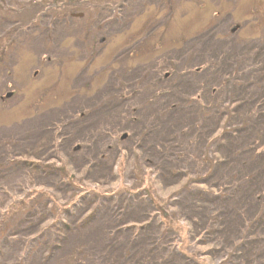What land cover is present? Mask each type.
I'll use <instances>...</instances> for the list:
<instances>
[{
    "label": "rangeland",
    "instance_id": "374dc122",
    "mask_svg": "<svg viewBox=\"0 0 264 264\" xmlns=\"http://www.w3.org/2000/svg\"><path fill=\"white\" fill-rule=\"evenodd\" d=\"M0 2V264H264V0Z\"/></svg>",
    "mask_w": 264,
    "mask_h": 264
},
{
    "label": "trees",
    "instance_id": "16d2710c",
    "mask_svg": "<svg viewBox=\"0 0 264 264\" xmlns=\"http://www.w3.org/2000/svg\"><path fill=\"white\" fill-rule=\"evenodd\" d=\"M0 7H4V6H2L1 5V2H0ZM5 50H4V45L2 44V43H0V64L2 63V62H4L5 61ZM9 95V93H7L6 94V96H8ZM5 97L4 96H2V98L1 99H4ZM229 137H231L232 139L234 138L233 136H229ZM262 147H264V145L262 146ZM259 149H262V148H259ZM258 149V151H257V153L256 152H254L255 154H259V153H261L260 151L261 150H259ZM242 152H245V153H248V150L247 149H243L242 150ZM251 152H253V150L252 151H250V153ZM206 155V154H205ZM253 155V154H252ZM262 155V154H261ZM257 156H260V154L259 155H257ZM257 158H259V157H257ZM261 158H262V160H261ZM261 158H259V160H261V161H264V155H262V157ZM0 160H2L3 162H2V164H4V162H6L5 160L6 159H4V158H0ZM204 160L205 161H209V159L207 158V156H205L204 157ZM18 163H20L19 161H17ZM25 162H27V161H25ZM16 163V162H15ZM0 165V167L1 168H3L2 166H4V165ZM7 164H8V162H7ZM212 165L210 164V167H211ZM214 167V166H213ZM212 167V169L213 170H215L216 169V166L213 168ZM0 168V169H1ZM37 168L39 169V168H41V165H39V166H37ZM46 168V167H45ZM121 169V168H120ZM60 171H62V170H60ZM0 175H2V174H0ZM2 179H4V183H5V186H7L8 187V180L6 179V177H5V175L4 176H2L1 177ZM245 179L246 178H244L242 181H245ZM256 180L255 181H257V182H255V186L254 187H252L251 188V190L249 191V194L253 197V199H254V204H255V206L257 207V206H260V209H261V205L263 206L264 205V193H263V187H262V184H261V186H260V182H261V179H260V177H259V180L257 179V178H255ZM16 185H11V188H13V187H15ZM0 191H1V189H0ZM248 194V195H249ZM214 196H215V194H213ZM261 196V197H260ZM23 199H21V201H20V203L18 204V206H13V208H18V210H20L21 212H23L24 210H26V208H27V205H28V203H26V202H24L25 200H23ZM222 205H224L225 207H227V205H228V203H227V200H224L223 202H222ZM12 207H10L9 206V209L8 210H12L13 209ZM16 210V209H15ZM159 210H160V212L161 213H164V215H166V212L164 211V209L161 207V206H159ZM163 215V216H164ZM223 217H221L220 219H222V218H224V222H225V229H224V231H223V233H224V235H227V237H228V235L230 236V237H239V241H241V243H242V241H243V243L245 242V240H246V243H245V246H246V248H245V251H247V253H252V252H254L255 251V249L258 247V248H260V247H262V248H264V241L262 240V241H259V244H258V246H256L257 244H256V242H254V240H248V237H244V235H243V231H242V228H243V225H241L240 224V219H242L243 217L242 216H240L239 214H238V212H236V213H231V211L228 209V211H225V212H222V214H221ZM93 217V215H91V216H89V219H91ZM167 216L166 217H163V219H164V221L165 222H167ZM260 218V217H259ZM259 220V219H258ZM62 223V222H61ZM219 224H222V223H219ZM67 228H69V232H72L71 231V229H76L77 227H73V226H69L68 224H64ZM68 225V226H67ZM59 226V225H58ZM261 227H263V226H261ZM264 229V228H263ZM264 231V230H263ZM55 234L54 235H52V233L50 232L49 233V235L47 236L48 238H52V237H54V239H55V241H59L60 239L57 237V232L55 231L54 232ZM229 237V238H230ZM50 239H48L47 241H44L43 243H40V244H38L37 246H35L36 248H37V250H41L43 247H41V246H49L50 244L48 243L47 244V242L50 240ZM224 240H226V237H225V239ZM254 255H258V253H255ZM238 256V255H237Z\"/></svg>",
    "mask_w": 264,
    "mask_h": 264
}]
</instances>
